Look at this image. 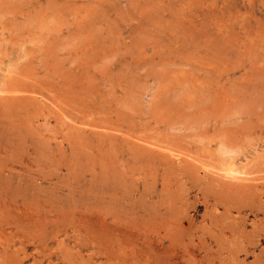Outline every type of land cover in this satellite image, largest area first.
I'll list each match as a JSON object with an SVG mask.
<instances>
[{"label":"rangeland","instance_id":"rangeland-1","mask_svg":"<svg viewBox=\"0 0 264 264\" xmlns=\"http://www.w3.org/2000/svg\"><path fill=\"white\" fill-rule=\"evenodd\" d=\"M5 263L264 264V0H0Z\"/></svg>","mask_w":264,"mask_h":264},{"label":"bare ground","instance_id":"bare-ground-1","mask_svg":"<svg viewBox=\"0 0 264 264\" xmlns=\"http://www.w3.org/2000/svg\"><path fill=\"white\" fill-rule=\"evenodd\" d=\"M190 31H191V30H190ZM17 92H18V91H17ZM19 93H20V92H19ZM21 93H22V92H21ZM19 97H20V95H19ZM51 103H52V102H51ZM61 112H62V111H61ZM89 130H90V129H89ZM79 132H81V131H79ZM94 133H95V132H94ZM127 150H128V149H127ZM161 152H162V151H161ZM165 156H166V155H165ZM183 156H184V155H183ZM150 158H151V157H150ZM162 163H163V162H162ZM200 169H201V168H200ZM176 172H177V171H176ZM230 172H231V171H230ZM232 172H233V171H232ZM215 173H216V172H215ZM234 173H235V172H234ZM236 173H237V172H236ZM236 173H235V174H236ZM168 174H169V173H168ZM231 174H232V173H231ZM225 175H226V174H225ZM230 177H231V176H230ZM228 178H229V177H228ZM243 180H244V178H243ZM243 180H242V181H243ZM262 180H263V179H262ZM244 181H245V180H244ZM211 182H212V181H211ZM250 182H252V181H250ZM233 183H234V182H233ZM239 185L242 186L241 183L237 184V186H239ZM240 186H239V187H240ZM245 186H246V188H247V185H245ZM211 187H212V186H211ZM242 188H243V187H242ZM242 188H240V189H242ZM249 188H250V187H249ZM236 189H237V188H236ZM243 189H244V188H243ZM237 190L239 191V189H237ZM237 190H236V191H237ZM244 190H245V189H244ZM244 190H243V193L241 192L242 194L245 193ZM203 191H204V190H203ZM250 192H251V191H250ZM253 192H254V190H253ZM253 192H252V193H253ZM256 192H257V190H256ZM256 192H254V193H256ZM208 193H209V192H208ZM204 195H205V194H204ZM248 195H249V194H248ZM254 195H255V194H254ZM219 197H220V196H219ZM236 200H237V199H236ZM241 200H242V199H241ZM252 200H253V199H252ZM234 202H235V201H234ZM252 204H253V203H252ZM225 208H226V207H225ZM228 209H229V208H228ZM208 214H209V213H208ZM230 218H231V217H230ZM241 221H242V220H241ZM168 225H169V224H168ZM236 225H237V224H236ZM220 228H221V227H220ZM220 228H219V229H220ZM222 231H223V230H222ZM212 238H213V237H212ZM249 238H250V237H249ZM172 240H173V239H172ZM234 241H235V240H234ZM228 242H229V241H228ZM231 245H232V244H231ZM227 253H228V252H227ZM187 256H188V255H187ZM252 257H253V256H252ZM187 262H188V261H187ZM5 264H6V263H5Z\"/></svg>","mask_w":264,"mask_h":264}]
</instances>
